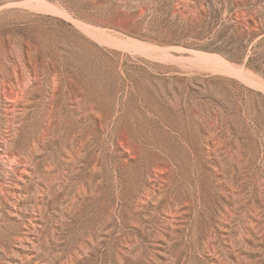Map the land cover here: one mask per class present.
Returning <instances> with one entry per match:
<instances>
[{"label":"rangeland","instance_id":"obj_1","mask_svg":"<svg viewBox=\"0 0 264 264\" xmlns=\"http://www.w3.org/2000/svg\"><path fill=\"white\" fill-rule=\"evenodd\" d=\"M0 264H264V0H0Z\"/></svg>","mask_w":264,"mask_h":264}]
</instances>
